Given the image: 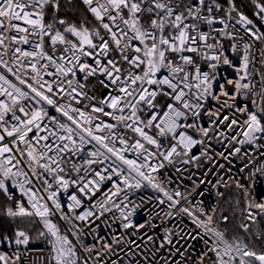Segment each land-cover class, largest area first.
<instances>
[{
  "label": "snow or ice",
  "instance_id": "obj_1",
  "mask_svg": "<svg viewBox=\"0 0 264 264\" xmlns=\"http://www.w3.org/2000/svg\"><path fill=\"white\" fill-rule=\"evenodd\" d=\"M253 3L256 9L254 16L264 23V0H253ZM227 4L228 8L225 9L219 0H0V66L7 68L8 72H13V68L8 66L6 56L11 58L13 66L18 69H23L25 60H28L27 67L34 73L32 80L37 85L27 84L31 93L34 94L30 96L28 92L22 91L7 80L4 75H0V82H3L0 83V96L10 100V103L0 100V129H2L0 133V219L29 218L31 222V218L39 217L43 222V228L46 229V232L41 231L39 236L48 238L52 246L53 264H81V262L88 264V259L78 255L77 248L69 240L68 235L62 234L57 223L49 219L55 213L47 203H41L44 198L37 197L31 187H25V185H32L33 180L29 178V173L20 167L22 161L17 153L20 157L26 155L32 176L46 186L45 191L53 187L49 177L57 186L66 190L69 187V180L60 175L65 172L60 165L62 159L60 153L71 151L70 146L75 147V136H79L83 144L85 137L80 132H86L108 153L128 166V175L122 177L123 184L127 188L139 189L142 187V181H147L151 187L164 194L169 202L168 207L176 209L175 215L186 214L198 227H202L205 233L212 234L214 239L211 246L198 256L194 264H264V247L257 250L255 243L256 240L264 243V229L255 233L249 232L251 225H258L259 219L264 218V201H249L245 206L243 219L249 223H241L239 228L247 234L248 242L245 236L238 234L233 235L230 240L227 236L229 229L219 230L213 226V216L208 215L202 207L199 209L177 207L181 204V199L186 197H183L180 191L170 194L161 184L154 182L156 178L152 175L158 169L165 167L164 161L172 164L178 158L188 157L182 160V163L188 164L198 159V157L190 156L189 153L193 146L203 145L204 140L194 139L186 130L196 129L205 137L209 135L210 129L201 127L197 122L209 98L217 101L221 108L227 107L233 110L232 118L224 115L223 119H220L219 109L215 113H207L210 117H216L212 123L217 128L220 124L229 130H233L234 126H240L242 131L238 135L243 136V139L237 140L236 136H233L232 141L244 145L264 139V31L260 30L253 19L237 9L234 0H227ZM222 11L225 15H218ZM61 12L65 15L61 16ZM232 13H236V16ZM229 21H235V23L230 24ZM236 25L243 27L248 40L240 35ZM31 36L37 37V41H30ZM97 40L99 43L94 42ZM134 41L138 44H134ZM45 43L49 44L51 54L45 51ZM257 43L261 47L257 48ZM20 45H30L32 50H25ZM58 45L64 46L60 49L62 53H71V56L62 54L58 57L60 61H65L70 66L57 63L55 53ZM97 49L99 52L96 51ZM110 51L118 52L120 60L108 58ZM227 51L233 54L239 53L238 63H233L232 59L226 55ZM82 57H93L94 65L82 62ZM100 57L107 58L106 62H102ZM41 60H46L47 63L38 67ZM121 61L127 63L129 68L124 69ZM200 61H205L210 71L202 70ZM220 64L235 69L236 78L227 79L225 82L226 85H232L234 90L232 93L226 89L225 84L219 85V91L215 87L216 69ZM49 66H54L57 73L65 77L69 74L75 76L77 70L86 72L85 80L97 73L105 76L109 83L101 80L100 84L105 88L115 86L116 94L109 92L107 97L101 99L99 104L103 106L87 105L86 107H91L92 113L111 116L118 124L123 123V127L130 129L139 139L129 143L131 137L125 139L123 134L112 131L117 127L116 124L95 125L96 132L109 130L108 136L96 135L92 127H84V125H92L94 117L70 104H57L54 99L57 93L53 90L52 83L43 80L42 69L48 76L53 75L52 72H47ZM162 70H165L167 74H163ZM122 76L124 79L121 78ZM257 77L260 85L259 92L255 91L256 84L253 83ZM16 78L21 84L27 83L19 76ZM67 84L70 88L67 95L76 103L81 102L77 97L95 99L86 91L80 90L84 89L85 85L79 81L76 82V86H73V81L69 79ZM137 84H139L138 87H133ZM59 91L64 92L65 89L61 87ZM249 93L260 96L259 104L255 99L252 100L255 110L250 109L247 104L237 103L238 96L247 98ZM158 96L165 101L163 105L157 100ZM221 97L225 99L222 100ZM22 99L32 100L40 105L38 108L29 106L27 111L26 107L21 105L19 112L23 113L24 119L18 116L15 110ZM229 100L232 101L231 104ZM44 104L53 106L56 112L71 121V125H75L74 128L69 124L57 122V127L66 135L58 136V140L64 143H57L55 149L48 143L38 147L41 140L49 139L47 135L36 137L35 144L32 142L33 138L28 136L33 128L44 130L40 124V121L48 116ZM141 105H146L151 110L146 122L137 114L138 111L144 110L143 107H138ZM105 107L113 111H105ZM125 109L129 110L127 116L123 114ZM9 113H11L10 119L16 121L11 124V127L7 126L10 121L5 119ZM72 113L78 114L79 118ZM235 113L246 117L242 123L235 118ZM95 118L98 119V117ZM49 119L56 120L55 117H49ZM189 119L192 123H187ZM77 129H80V132H77ZM145 129H155V136L149 135ZM178 129L185 130L178 132ZM220 135L223 136L224 133L220 132ZM169 136L175 143H170L169 147L160 151L163 143L159 138ZM117 141L123 147H116ZM144 142L155 146L157 151H150ZM20 144L25 145V148H20ZM109 144L112 146L110 147ZM178 148L181 150L178 151ZM129 150L136 152L138 157H143L144 162L138 163L135 159H127L124 153ZM53 151L56 155H48ZM240 152L241 148L235 147L231 154ZM97 154V152L89 153L93 157ZM202 154L207 155V153ZM154 157L160 158L158 163H148L149 159ZM88 163H96V160H89ZM144 169H147V172ZM256 171L264 175V167ZM113 172L121 175V170L118 168H113ZM133 173L135 175H132ZM96 175L101 181L106 179L100 172H96ZM254 175L255 173H250V177ZM21 177H23L22 181L19 179ZM107 179H111V176ZM72 183L76 182L72 181ZM97 187L98 182L90 180L83 184L79 191L88 195ZM113 187L116 189L112 193L113 196H118L123 191L117 184H113ZM236 187L243 190L246 198L249 196V189L244 184L237 181ZM16 189L28 197L30 208L16 196ZM217 195L224 194L218 192ZM56 197L57 192L51 191L47 199L52 201L57 211H61V204ZM71 200L75 206L81 205V200L77 199L75 194L71 196ZM159 203L164 204L165 200L161 199ZM101 207L104 206L101 205ZM115 207L120 208V204H115ZM105 210L108 209L105 208ZM69 211H73V205H69ZM197 211L205 219H201ZM131 214L121 209L123 220L128 221L123 224L125 229L134 227L129 220ZM93 215L92 211H85L75 215L74 218L85 221ZM167 215L171 217L174 213L168 212ZM61 219L72 223V218L62 211ZM221 219L227 222L229 217L222 216ZM135 227L143 228L144 225L139 224ZM166 239L168 244L173 242L169 237ZM192 239L196 237L193 236ZM29 242L30 236L26 230L16 227L9 234L0 224V244L14 243L20 246L27 245ZM115 242L118 243V241ZM204 244L209 245V241L204 240ZM108 248L111 250V245ZM83 251L91 253L93 248L83 246ZM176 251L179 255H184L179 252V249ZM96 255L99 256L100 253ZM19 259L20 257L16 256L13 260L9 255L0 252V264H16ZM97 264H99L98 261ZM112 264L116 262L113 261ZM130 264H132L131 261ZM136 264L139 262L137 261ZM174 264H180V262L175 261Z\"/></svg>",
  "mask_w": 264,
  "mask_h": 264
},
{
  "label": "built area",
  "instance_id": "obj_2",
  "mask_svg": "<svg viewBox=\"0 0 264 264\" xmlns=\"http://www.w3.org/2000/svg\"><path fill=\"white\" fill-rule=\"evenodd\" d=\"M222 4L225 9L228 8L227 2ZM218 15L224 16L225 12L222 11ZM232 15L236 16V13H232ZM229 23L234 24L235 21H229ZM217 27L222 26L217 25ZM236 28L239 29L240 35L244 36L245 40L249 39L244 33L241 25H236ZM29 39L30 41H37V37L35 36H31ZM94 42L99 43L98 40ZM133 43L138 44V42L135 41ZM242 43L243 41L241 42V50ZM20 47L25 50H32L30 45H20ZM63 47L64 46L61 45L57 46L58 50L55 53V58H57V63L66 64L65 61H60L58 59L62 54L71 56V53L64 54L60 51ZM256 47L259 48L260 45L257 43ZM45 51H48L51 54V48L48 43H45ZM96 51L99 52V49ZM226 55L232 59L233 63H238L239 53L233 54L231 51H227ZM100 58L102 59V62H106L107 58ZM108 58L120 60L119 53L116 51H110ZM5 59L8 60V66L13 68V72H8L7 68L0 66V75H4L7 80L12 84H15L22 91L28 92L30 96L34 95L27 87V84L37 86L32 80L34 73H32L31 69L27 67L29 61L25 60V67L23 69H18V67L13 66L9 56H6ZM81 60L82 62L94 65L93 57H82ZM45 63H47L46 60H41L37 66L39 67L41 64ZM121 64L124 69L129 68L127 63L121 61ZM200 64L202 70L210 71L205 61H200ZM66 66L70 65L66 64ZM47 72H52L53 75L48 76L42 69L43 80L52 83L53 90L57 93L54 97L57 104H70L72 107L79 108L81 111L94 117L92 125H84V127H92L94 134L96 135L108 136L109 130L105 129L104 131L96 132L95 125L101 123L116 124L117 127L112 131L117 134H123L125 139L131 137L132 139H129V143L134 142L135 139H139V137L131 132L130 129H125L123 123L118 124V122L112 119L111 116H104L101 113H92L91 107H86L87 105L103 106L99 104L101 99L107 97L109 92L116 94L114 90L115 86L105 88L100 84L101 80H104L105 83H109L105 76L97 73L95 76H90L85 80L84 77L86 72H80L77 70L75 76L69 74L65 77L57 73L54 66H49ZM216 72L217 80L215 87L217 91H219V85L225 84L227 79H235L237 75L234 68L223 64H220L216 69ZM13 73H15V75ZM162 73L167 74L165 70H162ZM17 76H19L20 79L26 80L27 83L21 84L16 78ZM121 78L124 79L123 76ZM69 79L73 81V86H76L77 81L84 84L85 88L80 90L86 91L90 97H95V99L89 100L84 99L83 97H77V99L81 101L80 103L71 100L67 95V92L70 91L67 84ZM253 83L256 84L255 91L259 92L260 85L258 83V77L253 80ZM4 86L7 87V85ZM138 86L139 84L133 87ZM61 87L65 89L64 92L59 91ZM145 87L149 86L145 85ZM225 87L230 93L234 91L232 85L225 84ZM221 99L223 100L225 98L221 97ZM253 99L256 100L257 104L260 103V96H253L251 93H249L247 98L238 96L237 103L247 104L250 109L255 110L252 106ZM0 100L10 103V100L5 96H0ZM157 100L160 101L161 105L165 103V101L159 96L157 97ZM231 103L232 101L229 100V104ZM21 105L26 107V111L29 106L35 108L40 107V105L35 104L32 100H20L16 105L15 110L16 114L22 119L25 117L23 113L19 112V107ZM44 107L48 112V116L40 121L41 128L44 130L40 131L33 128L32 132L28 133V136L33 138L32 142L35 144L36 137L47 135L49 139L47 141L41 140L38 147L42 146L44 143H48L52 145L53 149H55L57 143H64L58 140V136L66 135L62 129L57 127V122L71 125V121H68L67 117H64L61 113L56 112L53 106L44 104ZM138 107H143L144 110L138 111L137 114L146 122L151 114V110H149L146 105ZM218 109L221 113L220 119H223L224 115H228L230 118L233 117V110H229L227 107L221 108L217 101L209 98L205 102V108L201 117H199L197 121L201 127L210 129L207 137L203 136L196 129L186 130L194 139L204 140L203 145L198 144L193 146L189 153L190 156L198 157V159H195L188 164L182 163V160L187 159L188 157L178 158L172 164L164 161L163 163L165 164V167L158 169V171L152 173V175L156 178L154 182L161 184V186L170 194L180 191L183 194V197H186V199H181V204L177 207L197 209L202 207L208 215L213 216V226L217 227L219 230H223V224L225 221H223L221 217L227 216V214L220 211V207L228 191L236 192L243 203V209L238 213V227L241 223H249L243 219L246 204L249 201H264V175L256 171V169L264 167V155H262V153H264V139H260L252 144L246 143L244 145L232 141L231 138L233 136H236L237 140L243 139V136L238 135L242 129L237 125L233 127V130H229L225 128L223 124H220L217 128L212 123L216 117H210L207 113H215ZM105 111L111 112L113 110L105 107ZM123 114L125 116L129 115V110L125 109ZM72 115L79 118L76 113H72ZM10 117L11 113L5 117L6 120L10 121L7 125L8 127H11V124L16 123V121L11 120ZM49 117H55L56 120H50ZM95 117H98V119ZM235 118L242 123L246 117L242 114L235 113ZM126 122L131 123V121ZM181 123H184V121H181ZM187 123H192V120L189 119ZM71 126L75 128V125ZM183 130L185 129H178L177 131L179 132ZM76 131L80 132V129H77ZM145 131H147L149 135L155 136V129H145ZM220 132H223L224 135L221 136ZM0 133H2V129H0ZM80 134L85 137L83 144H81L79 136H75V147L70 146L72 148L71 151L60 153V156L62 157L60 165L65 169V172L60 173V175H63L65 179L69 180V187L66 190L57 186L49 177L53 187L48 191H45L46 186L32 176L31 169L28 167L26 155L20 157L19 153H17V156L22 161L20 167L28 172L29 178L33 180L32 185H25V187H31L32 190L36 192L37 197L44 198L41 203H47L50 209L55 213L50 216L49 219L54 223H57L62 234L68 235L69 240H71L73 245L77 248L78 255L87 258L88 264H97V261L99 264H112L113 261H115L116 264H130V261L132 264H136L137 261L139 264H149V262L150 264H165L166 261L167 264H174L175 261H179L180 264H185V262L186 264H194L198 256H200L208 246H211L214 239L212 234L205 233V230L202 227H198L193 222V219L186 214L181 213L180 215H175L176 209L168 207L169 202L164 194L151 187L147 181H142V187L139 189L127 188L123 184L122 177L128 175V166L117 160L111 153H108L104 147L95 140H92L86 132H80ZM7 139L10 140L11 138ZM159 140L163 143V148H161L160 151L169 147L170 143H175V141L171 140L170 136L160 137ZM105 143H108V141H105ZM144 143L150 151H157L155 146L148 145L146 142ZM19 146L22 149L25 148V145L23 144H20ZM109 146L111 147L112 145L109 144ZM115 146L118 148L123 147L119 144V141L116 142ZM13 147L15 148V146ZM235 147H240L241 152L238 154H231ZM81 148L82 150H78ZM41 150L43 149L41 148ZM180 150L181 149L178 148V151ZM91 152H97L98 154L93 157L89 155ZM202 153H207V155L205 156ZM221 153L223 155H220ZM48 155L52 156L56 155V153L53 151L49 152ZM124 155L127 159L137 160L138 163L144 162L143 157H138L137 153L132 150L127 151ZM105 157L108 158L106 159ZM159 159L160 158L158 157L150 158L148 163H158ZM89 160H96V163L89 164ZM73 165H75V167H73ZM221 165H223V167H221ZM245 165H247V167H245ZM53 167H55V165H53ZM113 168L121 170V175H116L113 172ZM241 169H243V171H241ZM38 171L43 170L38 169ZM144 171L147 172V169H144ZM96 172H100L106 177V179L101 181L100 177L96 175ZM250 173H255V175L250 177ZM132 175H135V173ZM108 176H111V179H107ZM19 179L22 181L23 177ZM137 179H139V177H137ZM90 180L98 182V187L94 192L85 195L79 191V188ZM72 181H75L76 183H72ZM237 181L248 187L250 194L247 198L243 195V190L236 187ZM113 184H117L123 189L118 196L112 195V193L116 191ZM225 184L227 186H225ZM89 187L91 188L92 186L90 185ZM51 191L57 192L56 199L61 204V211L72 218V223L61 219V211H57L52 204V201L47 199L48 194ZM218 192L223 193L224 195L219 196L217 195ZM73 194L77 196V199L81 200L80 206H75L74 202L71 200ZM125 195H127V199H125ZM16 196L25 204V206L30 208V205H28V197L23 195L19 189H16ZM161 199L165 200L164 204L159 203V200ZM115 204H120V208L115 207ZM69 205H73V211H69ZM101 205L104 207H101ZM105 208L108 210H105ZM121 209L126 213H132L131 216H129V220L134 227L127 229L123 227V224L128 221L123 220ZM85 211H92L94 215L90 216L85 221L75 220V215L81 214ZM168 212H172L174 215L170 217L167 215ZM197 215L200 216L201 219H205L199 211H197ZM5 219L13 221L11 218ZM31 219L35 220L40 228V232H46V229L43 228V222L39 217H33ZM139 224H143L144 227H135ZM239 230V235L245 236L246 242H248L247 234L243 229L239 228ZM259 230L260 219L258 225L250 226L249 232L255 233ZM193 236H195L196 239H192ZM232 236L233 235H230L228 238L231 240ZM166 237L171 238L173 242L168 244ZM253 239L255 238L253 237ZM204 240H208L209 245H205ZM115 241H118V243ZM109 245H111V250L108 248ZM83 246L93 248V251L91 253H86L83 251ZM177 249H179V252L184 253V255H179L176 251ZM0 252L9 255L13 260H15L16 256H19L20 259L19 261H16V264H53L52 246L49 243L48 238L45 237H43V240L40 243L30 238V242L27 245L17 246L14 243L0 244ZM96 253H100V255L97 256Z\"/></svg>",
  "mask_w": 264,
  "mask_h": 264
},
{
  "label": "trees",
  "instance_id": "obj_3",
  "mask_svg": "<svg viewBox=\"0 0 264 264\" xmlns=\"http://www.w3.org/2000/svg\"><path fill=\"white\" fill-rule=\"evenodd\" d=\"M219 2L226 3L227 0H219ZM234 3L238 7L239 11L253 19L260 30L264 31V23H261L258 17L254 16L256 9L253 0H234ZM60 15L64 16L65 14L61 12ZM89 19H91V17H89ZM242 209L243 203L238 194L234 191H228L220 207V211L225 212L229 217V220L223 224L224 229H229V232L227 233L228 236L240 234L237 221L239 219L238 213ZM0 224H2L9 234H11L16 227H20L21 229L26 230L30 238L34 239L36 242L40 243L43 240V237L39 236L40 228L33 219H31V222H29V218H16L13 221L3 218L0 219ZM261 229H264V218H260V230ZM255 243L257 250L264 247V243H261L259 240H256Z\"/></svg>",
  "mask_w": 264,
  "mask_h": 264
}]
</instances>
